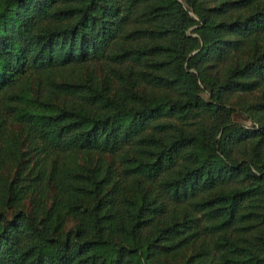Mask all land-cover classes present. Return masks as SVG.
<instances>
[{
    "label": "trees",
    "instance_id": "1",
    "mask_svg": "<svg viewBox=\"0 0 264 264\" xmlns=\"http://www.w3.org/2000/svg\"><path fill=\"white\" fill-rule=\"evenodd\" d=\"M0 264H264V0H0Z\"/></svg>",
    "mask_w": 264,
    "mask_h": 264
},
{
    "label": "rangeland",
    "instance_id": "2",
    "mask_svg": "<svg viewBox=\"0 0 264 264\" xmlns=\"http://www.w3.org/2000/svg\"><path fill=\"white\" fill-rule=\"evenodd\" d=\"M179 1L182 2V0H179ZM236 120L239 121V122H241L242 124H244L246 126L249 125V123L245 121L244 117H240L239 115L236 116Z\"/></svg>",
    "mask_w": 264,
    "mask_h": 264
}]
</instances>
